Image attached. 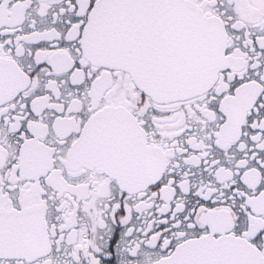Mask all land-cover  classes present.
<instances>
[{
    "label": "snow or ice",
    "instance_id": "obj_1",
    "mask_svg": "<svg viewBox=\"0 0 264 264\" xmlns=\"http://www.w3.org/2000/svg\"><path fill=\"white\" fill-rule=\"evenodd\" d=\"M0 264H264V0H0Z\"/></svg>",
    "mask_w": 264,
    "mask_h": 264
}]
</instances>
